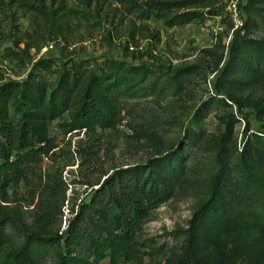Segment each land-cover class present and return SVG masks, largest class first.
Returning a JSON list of instances; mask_svg holds the SVG:
<instances>
[{
    "label": "rangeland",
    "instance_id": "1",
    "mask_svg": "<svg viewBox=\"0 0 264 264\" xmlns=\"http://www.w3.org/2000/svg\"><path fill=\"white\" fill-rule=\"evenodd\" d=\"M38 9L0 0V87L35 82L49 96L60 77L41 71L39 61L77 78L89 70L100 75L114 60L141 67L144 78L123 97V120L115 128L70 133L68 114L49 123L47 137L56 148L50 157L29 154L20 183L0 199V264H57L34 241L24 261L14 260L26 233L57 230L61 211L62 233L72 206L77 211L98 188L92 185L160 158L171 161L173 198L151 211L132 259L112 255L103 264H167L182 252L184 232L209 201L213 226L201 241L203 258L264 264V101L225 78L236 31L226 1L172 28L142 18L145 0H46ZM31 36L38 54L25 49Z\"/></svg>",
    "mask_w": 264,
    "mask_h": 264
},
{
    "label": "trees",
    "instance_id": "2",
    "mask_svg": "<svg viewBox=\"0 0 264 264\" xmlns=\"http://www.w3.org/2000/svg\"><path fill=\"white\" fill-rule=\"evenodd\" d=\"M45 1L12 0L27 12H37ZM215 1L145 0L142 18L162 20L172 28L202 18L201 10ZM240 11L243 27L235 31L224 75L231 85L254 91L264 101V0H247ZM207 14L217 16L211 11ZM157 40H161L159 33ZM25 49L38 54L41 47L31 36ZM37 66L60 77L49 96L41 95L35 82L10 81L0 87V199L11 186L20 183L22 165L29 154L50 157L56 148L47 137L50 122L68 114L70 133L115 128L123 120V97L144 78L141 67H127L114 60L105 62L100 75L89 70L77 78L55 67L52 61H39ZM12 108L16 110L14 116ZM170 166L171 161L154 159L140 170L118 171L92 185L98 188L89 201L78 205L77 211L72 206L69 213L73 217L66 221L65 231H60L64 216L61 211L59 228L50 225L43 234L26 233V244L14 260L24 261L23 251L31 241L45 254L54 255L57 264H103L112 255L132 259L138 235L151 211L173 198L177 183L167 175ZM212 210L209 201L195 213L184 232L182 252L175 253L167 264H210L203 258L201 241L205 229L213 226ZM2 224L1 220L0 227Z\"/></svg>",
    "mask_w": 264,
    "mask_h": 264
},
{
    "label": "built area",
    "instance_id": "3",
    "mask_svg": "<svg viewBox=\"0 0 264 264\" xmlns=\"http://www.w3.org/2000/svg\"><path fill=\"white\" fill-rule=\"evenodd\" d=\"M228 4V12L229 16L231 17L233 23L235 24V29H240L243 27V20L240 16V8L245 2H242L241 0H225ZM215 21L218 20V18L214 19ZM55 47L54 43L50 44L49 47H46L42 54L46 53L48 50H53Z\"/></svg>",
    "mask_w": 264,
    "mask_h": 264
}]
</instances>
